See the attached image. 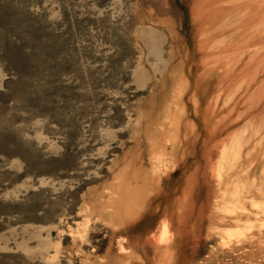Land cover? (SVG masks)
Here are the masks:
<instances>
[{"label": "rangeland", "instance_id": "rangeland-1", "mask_svg": "<svg viewBox=\"0 0 264 264\" xmlns=\"http://www.w3.org/2000/svg\"><path fill=\"white\" fill-rule=\"evenodd\" d=\"M0 264H264V0H0Z\"/></svg>", "mask_w": 264, "mask_h": 264}, {"label": "bare ground", "instance_id": "bare-ground-1", "mask_svg": "<svg viewBox=\"0 0 264 264\" xmlns=\"http://www.w3.org/2000/svg\"><path fill=\"white\" fill-rule=\"evenodd\" d=\"M251 196H252V195H251ZM237 217H238V216H237ZM235 218H236V215H235ZM235 218H233V219L235 220ZM244 218H245V217H244ZM244 218H243V219H244ZM243 219H242V220H243Z\"/></svg>", "mask_w": 264, "mask_h": 264}]
</instances>
